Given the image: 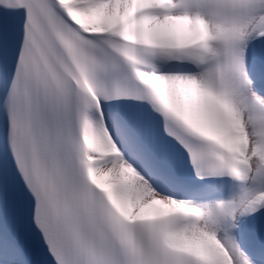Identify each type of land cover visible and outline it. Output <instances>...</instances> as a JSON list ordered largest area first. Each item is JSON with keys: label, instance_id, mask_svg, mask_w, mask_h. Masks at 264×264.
<instances>
[{"label": "snow or ice", "instance_id": "snow-or-ice-1", "mask_svg": "<svg viewBox=\"0 0 264 264\" xmlns=\"http://www.w3.org/2000/svg\"><path fill=\"white\" fill-rule=\"evenodd\" d=\"M0 264H264V0H0Z\"/></svg>", "mask_w": 264, "mask_h": 264}]
</instances>
